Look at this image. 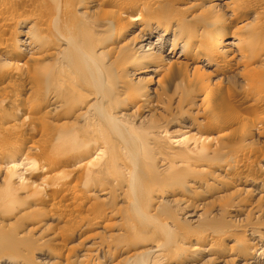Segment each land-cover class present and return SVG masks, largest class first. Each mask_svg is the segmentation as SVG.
I'll return each mask as SVG.
<instances>
[{"label": "bare ground", "instance_id": "6f19581e", "mask_svg": "<svg viewBox=\"0 0 264 264\" xmlns=\"http://www.w3.org/2000/svg\"><path fill=\"white\" fill-rule=\"evenodd\" d=\"M251 107L264 0H0V264H264Z\"/></svg>", "mask_w": 264, "mask_h": 264}, {"label": "rangeland", "instance_id": "374dc122", "mask_svg": "<svg viewBox=\"0 0 264 264\" xmlns=\"http://www.w3.org/2000/svg\"><path fill=\"white\" fill-rule=\"evenodd\" d=\"M168 83H171V81L170 82H168ZM184 84H186L185 82H184ZM168 85V84H167ZM187 85V84H186ZM234 94H236V92H234ZM236 96H238V95H236ZM168 102H166V105H165V117H167V118H170L172 115H174L175 113H176V108L174 107L175 106V104L172 102V101H169V100H167ZM237 102H235V105H236V108H238V104H236ZM247 104H250V102H245L244 104H241V106H239V108H241L242 107V109H245V107L247 106ZM175 108V109H174ZM254 108V107H253ZM252 107H251V109H253ZM253 113L254 114H257V115H263L264 114V108L262 107H255L253 110ZM170 112V113H169ZM173 113V114H172ZM217 116L218 115H216V113H214V112H211V111H207L206 112V116H205V118H207V119H211V118H217ZM166 119V118H165ZM171 129H172V127H171ZM183 131H189V129H185L184 128V130ZM180 133V132H179ZM179 133H178V135H179ZM190 133H194V130H190ZM189 133V134H190ZM189 134H187V135H189ZM37 138V137H36ZM35 138V139H36ZM177 138H180V136L179 137H172L171 138V140H173V141H176L177 140ZM258 150H259V152H257V156L259 157V158H257L256 159V155L253 157L254 159H256V160H254L253 162H260V163H263L264 162V157L262 156V155H264V144L263 143H259L258 144ZM262 153V154H261ZM231 155H232V153H227L226 154V157H228V158H230L231 157ZM261 159V160H260ZM19 164H20V166H18L17 167V170H18V174H20V175H22L23 177H26L28 180H33V181H35L36 180V183H39L40 181H41V178L43 177V173L40 171V172H37V174H32V173H34V172H32V173H30L29 174V172L28 171H26L27 169H26V167H27V165H25V163H22L21 161H19ZM11 165V164H10ZM9 166V165H8ZM255 166V167H254ZM256 166H257V164L256 165H253V168L255 169L256 168ZM2 169V171L3 172H5L6 170H7V167H6V165H3V167L1 168ZM39 171V170H38ZM28 172V173H27ZM17 177V176H16ZM15 177V180H13V181H16V180H18V178L19 177H17L16 178ZM38 181V182H37ZM0 186H1V184H0ZM26 187H28L29 189H31V187L30 186H26ZM28 188H22L21 189V191H20V189H19V191L17 192V193H15L14 195H13V198H17V199H19V200H21L20 202H26V210H32V209H34L32 206H31V204H32V202H36L37 200H36V198H38L41 194H43V193H41V194H39V193H36V194H38V196L35 194V195H32L31 197H27V195H28V192L27 191H29V189ZM28 189V190H27ZM32 192V191H31ZM213 192H215V191H213ZM46 193L47 194H52V191H50V190H46ZM253 201V199L251 200V201H249V202H252ZM259 202H264V201H259ZM30 203V204H29ZM119 202H114V206L116 207H118L119 208V205H120V203L118 204ZM244 208H246V209H249L248 208V206L246 205V203L244 204ZM258 215H261V216H264V213L263 212H258ZM34 219H37V218H34ZM11 221H14L13 219L11 220ZM27 221H25L24 219L23 220H21L20 221V226L18 227V229H20V230H22V229H24L25 228V223H26ZM71 223V224H70ZM69 223V225L68 226H66V229H67V231L69 232V231H72V227L74 226V224L76 223V221L74 222V221H72V222H70ZM245 223V222H244ZM50 224H52L53 225V222L51 221L50 222ZM61 224H63V223H61ZM60 224V225H61ZM61 230H62V228H60ZM59 229V230H60ZM94 231H92L90 228L87 230V231H85V232H83L82 233V236L81 237H77L75 234L73 235V236H71V237H69L68 239H66L67 241H63L65 244H64V246L62 245V248H61V250L63 249V251H65V252H71V251H74L77 247H75L74 248V246L75 245H77V246H80V245H82V244H86L87 242H86V238L85 237H89L92 233H93ZM97 232V231H96ZM96 232H94V233H96ZM97 236H95V238H96ZM72 238V239H71ZM81 239V240H80ZM90 240V239H89ZM80 241V242H79ZM67 242V243H66ZM51 245V248H60V247H58L57 246V244H53V243H50ZM68 244V245H67ZM71 244H73L72 246H71ZM69 248H68V247ZM70 246H71V248H72V250L70 249ZM64 247H66V248H64Z\"/></svg>", "mask_w": 264, "mask_h": 264}]
</instances>
